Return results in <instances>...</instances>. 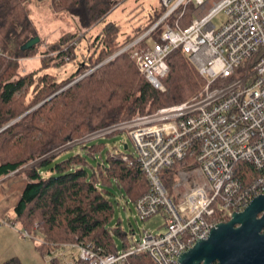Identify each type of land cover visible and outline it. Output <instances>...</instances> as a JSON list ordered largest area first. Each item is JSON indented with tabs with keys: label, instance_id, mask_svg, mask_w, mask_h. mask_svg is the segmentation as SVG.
I'll return each instance as SVG.
<instances>
[{
	"label": "trees",
	"instance_id": "obj_1",
	"mask_svg": "<svg viewBox=\"0 0 264 264\" xmlns=\"http://www.w3.org/2000/svg\"><path fill=\"white\" fill-rule=\"evenodd\" d=\"M33 1L0 0V181L16 172H24L28 181L14 210L13 221L9 222L18 226L20 232L39 238L43 244L36 243L35 248L42 255L79 243L92 244L105 253H117L115 236L122 237L124 248L128 241L119 229L109 227L115 215L111 189H122L123 197L135 203L150 189L139 168L123 162L121 155L116 159L108 157L97 168L90 166L86 157L78 155L57 164L48 177L43 176L40 168L51 163L56 151L97 130L191 101L202 93L205 80L188 56L179 50L168 57L170 73L162 79L164 90H158L139 72L129 53L117 55L162 17L161 8L146 31L128 36L125 42L118 41V28L110 23L100 38L89 44L92 53L79 64L75 75L59 81L57 76L46 72L51 66L42 57H50L51 53L55 56L52 59H56L54 65L62 58H69L78 43L87 38L84 35L87 32L61 31L60 38L46 48L43 40L41 46L23 52L22 46L38 36L30 18L29 7ZM50 1L55 13L78 18L80 28L86 30L104 21L114 6L125 0ZM192 19V10L188 9L181 26L187 28ZM163 31L161 26L139 49L147 50L151 40L160 41ZM40 56V66L23 72L21 60ZM243 70L250 72L252 65H246ZM103 149V145H94L90 154L96 158ZM128 156L135 158V155ZM186 164L187 161L176 163L162 174L170 191L178 181V171ZM86 166L92 168L91 173L83 168ZM238 168L251 170L243 164ZM3 264L22 263L12 258ZM51 264H63V261L59 257ZM131 264L153 263L140 255L133 257Z\"/></svg>",
	"mask_w": 264,
	"mask_h": 264
},
{
	"label": "built area",
	"instance_id": "obj_2",
	"mask_svg": "<svg viewBox=\"0 0 264 264\" xmlns=\"http://www.w3.org/2000/svg\"><path fill=\"white\" fill-rule=\"evenodd\" d=\"M161 8L162 17L117 55L129 53L139 72L164 90L162 79L170 73L167 59L181 50L205 80L202 93L189 102L105 127L76 143L128 132L136 154L134 159L121 154L122 161L137 166L150 187L135 202L138 215L146 221L164 214L167 231H146L140 241L128 242L117 253L92 244L64 245L63 251L77 250L78 258L63 264H131L140 255L153 264H181L213 229L264 195V0H161ZM188 9L192 23L183 28ZM221 14L225 21L218 28L213 22ZM161 26L160 41L151 40L147 50H140ZM248 64L252 70L245 72ZM184 161L174 189L192 186L179 198L165 186L162 174ZM240 164L251 170L238 168ZM4 225L17 228L0 218ZM20 234L43 244L28 232Z\"/></svg>",
	"mask_w": 264,
	"mask_h": 264
},
{
	"label": "rangeland",
	"instance_id": "obj_3",
	"mask_svg": "<svg viewBox=\"0 0 264 264\" xmlns=\"http://www.w3.org/2000/svg\"><path fill=\"white\" fill-rule=\"evenodd\" d=\"M115 2L116 1H112L113 4ZM50 3V0L43 2L34 0L29 7L31 21L35 26L38 37L41 39L40 46L43 40L44 47L46 48L49 43L59 39L61 31H78L81 34L87 32L84 34L87 35V38L81 40V43H78L74 50V54H72L69 58H62L61 61H58L54 65V61H56V59H52L55 58L54 55L50 53L49 56L51 58L48 56L42 57L45 58V60H47V64L51 66V68H49V70L46 72L57 76L59 81L70 79L75 75L79 64L84 63V60L92 53L91 51L89 52V44L92 43L94 39L99 37L108 27V25H110V23L114 24L118 28V41L125 42L128 36L133 37L137 32L139 34L144 32V30L150 25L151 19L154 18L155 15L161 10V0H125L117 6H114L104 21L99 22L96 26L90 29L83 30L80 28V20L78 18H71L70 16L66 17L65 14L61 15L55 13L49 6ZM56 15L61 16V18H56ZM224 21L225 15L221 14L214 20L213 23L216 27L220 28ZM41 56L25 61L21 60V62L24 63V67H22L23 72H29L34 68H37V66H40L41 62H39V59ZM62 61L64 64H62ZM91 71L92 70L89 72ZM76 142H74L75 145L70 143L68 144V147H65L61 151L58 150L54 153L56 156L51 161V163L40 168V172L43 174V176H50L52 174V168H54L57 164L70 158H74L78 155L86 157L89 165L97 168L101 163L106 162L107 158L111 157L112 155L127 154L134 156L136 154L134 143L128 132H121L113 136L101 137L84 144L82 143L81 145H77ZM94 145H103L104 147L101 154H96V158L92 157L90 154V148ZM126 145L129 147L128 150H125ZM90 166L83 168H86V170L91 173L92 168ZM191 186L192 183L185 187L174 189L173 185L172 192L175 194V197L182 198L184 194L190 190ZM111 193L112 196H110V198L115 202V215L109 227L112 230L119 229L121 236L127 235V241L130 244L140 241L146 231L153 235L166 233L168 220L164 214H158L149 220L142 221L138 215L135 203L127 201L123 197L124 192L122 189L115 187L111 189ZM16 230L18 233H20L18 226ZM21 236L22 235H20L19 240L20 242L25 241L23 242L25 247H23L21 243H18V245H13V250H10V252L9 250H6L9 254L5 258L0 259V264L13 257H18L23 264H51L52 260L59 258V255L61 254L62 258H60L62 259L63 263L71 261V259L74 257L78 258V251L75 249H66L64 251L63 249H58L51 254L42 255L35 249L37 243L35 240L24 239ZM115 244L118 250H123L124 242L122 237L115 236ZM5 254L7 253L4 252V255ZM63 254L66 255L64 256Z\"/></svg>",
	"mask_w": 264,
	"mask_h": 264
},
{
	"label": "water",
	"instance_id": "obj_4",
	"mask_svg": "<svg viewBox=\"0 0 264 264\" xmlns=\"http://www.w3.org/2000/svg\"><path fill=\"white\" fill-rule=\"evenodd\" d=\"M40 43L41 39L37 36L21 49L27 52ZM77 82L74 81L64 90ZM128 148L126 145L125 150ZM215 263L264 264V195L256 197L244 212L234 213L229 222L218 225L207 240L199 241L181 259V264Z\"/></svg>",
	"mask_w": 264,
	"mask_h": 264
},
{
	"label": "crops",
	"instance_id": "obj_5",
	"mask_svg": "<svg viewBox=\"0 0 264 264\" xmlns=\"http://www.w3.org/2000/svg\"><path fill=\"white\" fill-rule=\"evenodd\" d=\"M49 6H51V3ZM55 17L61 18L59 15H56ZM27 183L28 181L24 172H16L0 181V218L13 221L15 216L14 210L21 200V196ZM20 235L21 234L18 233L17 230L11 228L10 226H0V259L5 258L9 254L6 250H9V252L10 250H13V245L21 243L22 246L25 247L23 244L25 241L20 242L19 240ZM4 252L7 254L4 255ZM13 258L18 259L21 262L18 257ZM10 259L12 258L7 259L6 261Z\"/></svg>",
	"mask_w": 264,
	"mask_h": 264
},
{
	"label": "bare ground",
	"instance_id": "obj_6",
	"mask_svg": "<svg viewBox=\"0 0 264 264\" xmlns=\"http://www.w3.org/2000/svg\"><path fill=\"white\" fill-rule=\"evenodd\" d=\"M99 67H101V65ZM99 67H97L96 69H98Z\"/></svg>",
	"mask_w": 264,
	"mask_h": 264
}]
</instances>
